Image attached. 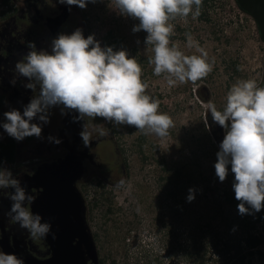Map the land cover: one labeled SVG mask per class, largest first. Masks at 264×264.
Segmentation results:
<instances>
[{"label":"clouds","instance_id":"clouds-1","mask_svg":"<svg viewBox=\"0 0 264 264\" xmlns=\"http://www.w3.org/2000/svg\"><path fill=\"white\" fill-rule=\"evenodd\" d=\"M113 9L120 15L138 20L133 33L144 31V43L151 46L153 56L148 63L153 74L163 76L169 88L187 83L196 84L212 73L214 61H209L207 51L199 45L191 33H185L186 47L197 54L186 55L172 43L174 24L177 19L193 20L201 15L203 0H110ZM68 6L86 8L96 0H59ZM24 58L16 62L15 73L27 78L26 89L37 92L24 106L23 112L11 109L3 113L0 128L16 141L27 137H42V126L50 123V109L60 108L62 116L76 113L73 123L93 121L101 118L113 126H131L145 136L154 135L164 139L173 128L174 121L162 113L160 101L147 93L149 85L142 79L143 69L127 50L114 51L112 47H101L94 35L87 38L81 29L70 35L60 34L53 39L51 53L37 51L34 43ZM14 77L10 84L15 86ZM212 121L225 130L219 144L214 163L215 175L223 183L229 172L233 174L232 184L238 214L253 215L264 210V87L256 79H239L229 89L226 103L218 110L212 102L207 104ZM40 123H33L34 120ZM101 137L108 135L102 125L94 128ZM83 146L92 142V131L86 123L79 133ZM2 138V137H0ZM50 143L59 145L62 141L48 136ZM122 178L117 188H123ZM11 188L9 195V219L25 229L34 240L45 238L51 231V224L42 222L40 214L31 212L25 204L34 202L21 181L0 161V189ZM195 189L190 188L187 201L195 199ZM52 238L56 239L55 233ZM0 264H24L15 254L0 251Z\"/></svg>","mask_w":264,"mask_h":264},{"label":"rangeland","instance_id":"rangeland-1","mask_svg":"<svg viewBox=\"0 0 264 264\" xmlns=\"http://www.w3.org/2000/svg\"><path fill=\"white\" fill-rule=\"evenodd\" d=\"M113 7L110 0H96L78 9L88 34L94 35L101 47H107L105 41L119 38L113 50L125 49L130 57L136 58L143 69L142 79L149 85L147 93L160 101L159 111L171 116L175 126L166 138L160 139L145 136L131 126L116 127L108 122L126 149L129 175L126 185L114 188L113 192L98 188L93 182L86 184L85 191H81L87 207L86 218L92 233H99L98 239L94 238L99 258L106 257L107 262L116 258L118 264H145L146 256L152 259L154 254L160 253L162 264H173L164 246L167 236L162 223H168L174 216L166 198L168 187L159 178L163 174L162 167L182 171L183 205L187 210L184 221L174 220L173 224L182 222L186 228L195 221L211 220L212 194L224 187L232 188L234 176L229 172L221 183L215 175L216 153L225 130L212 121L207 104L212 102L222 110L227 92L239 79L253 78L260 85L264 74V42L254 20L242 12L234 0H214L206 22L193 20L191 16L186 22L170 21L175 26L170 38L172 43L186 55H199L195 49L186 47L185 32L176 28L177 25L190 26L195 40L207 51L209 61H214V68L206 79L196 84L189 82L169 88L163 76L153 74L154 66L148 63L153 52L151 46L144 43L147 34L132 32L139 21L120 15ZM215 135L220 142H215ZM4 167L11 169L12 165L6 163ZM190 188L196 190L195 199L188 202ZM94 203H98L97 206ZM108 204L116 209L112 216L116 220L114 228L110 221L105 224L101 216ZM134 219L137 222L127 224ZM123 235L129 246L124 245ZM260 249L262 254L253 258V264H264V243Z\"/></svg>","mask_w":264,"mask_h":264},{"label":"flooded vegetation","instance_id":"flooded-vegetation-1","mask_svg":"<svg viewBox=\"0 0 264 264\" xmlns=\"http://www.w3.org/2000/svg\"><path fill=\"white\" fill-rule=\"evenodd\" d=\"M78 28L85 38L89 36L88 27L77 6L61 4L59 0H0V122L4 121V112L11 109L23 112L32 96L38 94V89L34 93L26 89L23 85L29 82L27 78L15 73L16 62L32 50L28 44L34 43L37 51L51 53L53 39L60 34L70 35ZM14 77L17 82L12 86L10 81ZM49 114L50 123L42 126L44 139L33 136L18 142L0 128V144L11 141L15 146V161L7 164L12 165L10 170L14 178L21 181V185L24 176L32 174L38 166L56 162L68 154H72L83 166V173L76 181L80 192L85 191V185L92 182L98 188L113 192L120 179L128 178L126 149L120 143L115 128L107 121L101 118L93 121L86 117L85 121L73 123L72 117L76 113L62 116L59 107L50 109ZM32 122L40 123L38 119ZM84 123L92 131V142L88 148L83 146L79 135ZM96 125H102L109 134L101 137L94 130ZM48 136L57 137L62 143H50ZM25 188L34 197L39 193L36 188ZM12 191L11 188L0 189V200L7 199L8 211L11 207L8 197ZM25 206L30 210V204L26 203ZM2 236V243L16 249L21 256L31 254L45 258L50 255L49 247L42 238L32 239L27 230L21 229L7 215L0 225V238ZM87 263L92 264L90 260Z\"/></svg>","mask_w":264,"mask_h":264},{"label":"trees","instance_id":"trees-1","mask_svg":"<svg viewBox=\"0 0 264 264\" xmlns=\"http://www.w3.org/2000/svg\"><path fill=\"white\" fill-rule=\"evenodd\" d=\"M213 1L203 0L201 15L197 19L204 22L209 21V7L212 6ZM176 28L180 32L191 33L190 26L177 25ZM119 40L118 38L110 42L105 41V44L107 47L114 48ZM260 86L264 87V74ZM142 139L143 136L140 137V141ZM214 140L220 142L217 135ZM14 150L13 142L1 143L0 161L13 163L15 161ZM162 170L163 174L159 178L168 187L166 198L169 200L171 215L174 216V219L168 223H162L167 236L164 246L169 253L171 262L173 264H253V258L262 254L260 246L264 243V210L253 215L238 214L239 201L235 199L233 188L224 187L219 192L212 194L211 203L214 213L211 220L204 223L195 221L186 225V228L182 222L174 225V220L184 221L187 210L183 205L182 171L179 168H167L165 165ZM105 198L107 200V197ZM97 204L94 203V206ZM115 210L111 204H108L101 211L105 224L110 221L112 228L116 225V220L112 217ZM91 212L92 208L89 213ZM135 222H137L136 219L127 222V224ZM93 236L98 239L99 233L95 231ZM121 239L125 246L130 245L125 241L126 235H123ZM149 256H146L145 264H162L160 253L154 254L152 259ZM99 264H118V261L113 258L107 262L106 257H100Z\"/></svg>","mask_w":264,"mask_h":264},{"label":"water","instance_id":"water-1","mask_svg":"<svg viewBox=\"0 0 264 264\" xmlns=\"http://www.w3.org/2000/svg\"><path fill=\"white\" fill-rule=\"evenodd\" d=\"M235 3L254 20L264 42V0H235ZM82 173V163L68 154L56 162L38 166L32 174H26L22 186L39 191L30 204V211L40 214L42 222L51 224L50 233L42 238L50 255L45 258L31 254L21 256L16 249L2 243L4 236L0 238L2 252L15 254L24 264H88V260L99 264L95 239L86 218L85 199L76 186ZM8 208L7 199H1L0 225ZM52 233L56 239L52 238Z\"/></svg>","mask_w":264,"mask_h":264}]
</instances>
